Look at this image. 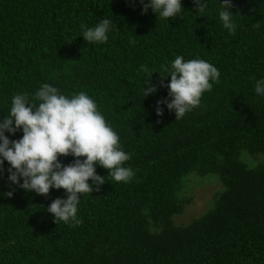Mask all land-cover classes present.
I'll return each instance as SVG.
<instances>
[{
    "label": "trees",
    "instance_id": "16d2710c",
    "mask_svg": "<svg viewBox=\"0 0 264 264\" xmlns=\"http://www.w3.org/2000/svg\"><path fill=\"white\" fill-rule=\"evenodd\" d=\"M204 2L200 12L181 0L177 17L163 18L143 10L150 0H0V121L17 94L38 106L45 83L68 98L84 92L134 173L117 182L96 164L105 182L80 194L73 226L47 211L67 198L63 188L26 191L9 180L5 160L0 264H264V94L255 92L264 81V0H231L235 33L220 19L222 0ZM105 18L107 41H85L83 31ZM177 56L220 73L180 119L158 105L171 102L165 69ZM148 78L157 90L143 97ZM5 135L18 140L23 131ZM58 159L66 166L76 157ZM191 173L216 175L222 189L206 212L176 224Z\"/></svg>",
    "mask_w": 264,
    "mask_h": 264
},
{
    "label": "clouds",
    "instance_id": "9594fccd",
    "mask_svg": "<svg viewBox=\"0 0 264 264\" xmlns=\"http://www.w3.org/2000/svg\"><path fill=\"white\" fill-rule=\"evenodd\" d=\"M194 2L197 11L203 12L207 7L204 0ZM149 7L163 18H173L181 12L182 4L181 0H150L143 10L147 12ZM222 7L225 10L220 11L219 16L223 26L235 33L236 25L229 10L231 0H222ZM110 23L111 20L105 18L95 27L87 28L82 33L84 40L106 42ZM165 71L171 76L167 87L172 99L171 102L158 101V105L167 103L168 109L175 111L176 119L199 106L202 94L212 88L209 81H216L220 76L218 69L209 62L203 59L185 62L182 56H177L171 68ZM148 84L143 97L157 90L149 78ZM255 92L264 94V81L257 82ZM35 98L40 101L38 106L29 105L25 95H15L10 115L0 121V165L6 160L11 166L9 180L20 184L22 177L20 187L26 191L47 195L51 188H63L67 198H56L47 211L53 214L56 223L71 220L76 226L81 223L76 215L80 194L92 193L93 185L99 190L105 182L104 176L96 173L95 165L108 169L115 181L127 182L134 173L122 165L130 156L120 149L119 136L97 111L94 100L84 92L68 98L45 83L35 93ZM162 112L163 109L157 107V114ZM21 128L23 136L18 140H10L5 135L6 131L14 134ZM69 154L76 157L75 161L62 165L58 157ZM12 194L7 193L8 196Z\"/></svg>",
    "mask_w": 264,
    "mask_h": 264
},
{
    "label": "rangeland",
    "instance_id": "374dc122",
    "mask_svg": "<svg viewBox=\"0 0 264 264\" xmlns=\"http://www.w3.org/2000/svg\"><path fill=\"white\" fill-rule=\"evenodd\" d=\"M193 176L195 175L191 173L186 178L189 179ZM20 180H23V178H20ZM221 189L222 184L216 175L198 176L189 179L182 189L187 193L185 196L188 198V202L184 204L181 213L174 215V223L186 224L190 220L202 215L211 208L214 196Z\"/></svg>",
    "mask_w": 264,
    "mask_h": 264
}]
</instances>
